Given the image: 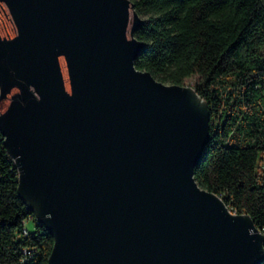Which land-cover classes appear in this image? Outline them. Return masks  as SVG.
<instances>
[{
    "label": "water",
    "instance_id": "obj_1",
    "mask_svg": "<svg viewBox=\"0 0 264 264\" xmlns=\"http://www.w3.org/2000/svg\"><path fill=\"white\" fill-rule=\"evenodd\" d=\"M131 0H0V130L48 264H262L264 233L202 187L196 88L136 60Z\"/></svg>",
    "mask_w": 264,
    "mask_h": 264
},
{
    "label": "trees",
    "instance_id": "obj_2",
    "mask_svg": "<svg viewBox=\"0 0 264 264\" xmlns=\"http://www.w3.org/2000/svg\"><path fill=\"white\" fill-rule=\"evenodd\" d=\"M131 1L143 19L136 67L163 84L199 76L210 138L196 180L264 233V0ZM4 141L0 130V264H48L55 237L41 222L28 228L35 214ZM24 247L38 253L23 261Z\"/></svg>",
    "mask_w": 264,
    "mask_h": 264
},
{
    "label": "built area",
    "instance_id": "obj_3",
    "mask_svg": "<svg viewBox=\"0 0 264 264\" xmlns=\"http://www.w3.org/2000/svg\"><path fill=\"white\" fill-rule=\"evenodd\" d=\"M32 217H33V219L35 220L36 223L39 222V220L36 218L35 215L32 216ZM24 223H26V221ZM25 230H26V233H27V229H25ZM37 253H38V249L37 248H34V247L33 248L24 247L23 248V254H24L23 261L27 260L30 257L35 256Z\"/></svg>",
    "mask_w": 264,
    "mask_h": 264
},
{
    "label": "rangeland",
    "instance_id": "obj_4",
    "mask_svg": "<svg viewBox=\"0 0 264 264\" xmlns=\"http://www.w3.org/2000/svg\"><path fill=\"white\" fill-rule=\"evenodd\" d=\"M198 81H199V76L194 75V76L187 78L185 81V84L195 87V85L198 83ZM27 226H28V228L33 229L35 227V221L33 219H31L28 222Z\"/></svg>",
    "mask_w": 264,
    "mask_h": 264
}]
</instances>
